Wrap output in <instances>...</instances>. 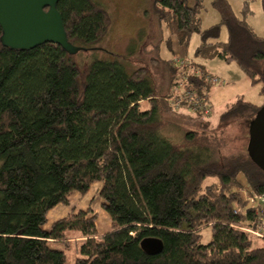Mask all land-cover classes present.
<instances>
[{"label": "trees", "instance_id": "obj_1", "mask_svg": "<svg viewBox=\"0 0 264 264\" xmlns=\"http://www.w3.org/2000/svg\"><path fill=\"white\" fill-rule=\"evenodd\" d=\"M242 1L240 18L226 0H212L220 22L205 30L204 0H154L152 8L170 49L186 47L197 33V57L234 61L264 95V36L245 22L252 0ZM56 9L75 53L55 43L14 49L0 28V264H67L70 251L73 264H264V239L253 245L240 229L256 226L255 209L233 192L246 185L264 194V172L247 154L219 158L191 129L182 141L170 136L169 63L155 47L148 50L150 68L100 47L111 17L97 0H59ZM152 71L164 72L163 85L156 86ZM262 106L237 98L220 125L251 121ZM94 185L109 231L98 233L90 208L49 221L51 210ZM145 240L160 248L146 253Z\"/></svg>", "mask_w": 264, "mask_h": 264}, {"label": "rangeland", "instance_id": "obj_2", "mask_svg": "<svg viewBox=\"0 0 264 264\" xmlns=\"http://www.w3.org/2000/svg\"><path fill=\"white\" fill-rule=\"evenodd\" d=\"M153 1L154 0H97V2L107 9L111 17L110 28L100 44V47L119 55L132 54L131 57H134V59H132V66L139 67L146 64V68H150V66L147 65L150 59L148 50H150L151 47V49L155 47L159 59L164 63H169V66L170 62L173 61L175 57H183L194 64L195 68L198 67L201 72L219 78L221 83L210 86L207 91L211 115L208 119V128H204L205 133L202 134L204 131L202 128L203 125L198 120L190 121L184 116V114L192 117L198 115L195 116L186 109L173 110L166 102L167 96L165 97V102L170 112L165 109V128H167L168 131L172 130L170 136L177 142L182 141V132L188 129L193 130L200 135V137L203 136L206 140H209L212 147L217 150L218 157L221 159L236 158L247 154L246 148L250 138L249 126L252 120L249 121L245 118L238 119L232 121L226 128H223L222 125H220V117L237 98L257 107L262 106L264 95L261 90V84H251L250 80L234 61H224L217 57H197L195 51L201 43L197 33L190 37L186 47L175 49L176 45L174 44L173 48L170 49L167 45L170 34L168 30L158 22L154 14V9L152 8ZM226 1L230 5L233 13L241 18V12L244 7L243 1ZM248 8L249 12L245 17V22L252 27L257 36L263 37L264 8L262 0L250 1L248 3ZM199 16L202 30L208 29L220 22L217 10L212 5V0H204ZM226 38L227 30L222 26L219 40L225 41ZM171 70L173 71V80L175 71L172 68ZM161 72H150L156 86L163 85L164 72ZM166 76L167 75H165V77ZM167 83L168 82L165 81V87ZM171 88L170 86V90ZM166 93L167 89L165 91V94ZM97 187L98 185H94L89 193L84 196L76 195L78 202L73 204L70 202V204L75 206L76 210H86L90 208L97 214L96 226L98 233L102 235L105 231L110 230V222L108 216L101 208L102 201L96 194ZM233 192L240 198L242 203L251 207L249 202H247V197L249 195L253 196L254 191L250 190L245 185L241 188H235ZM87 199L91 200V203H89L91 207L85 204ZM65 209L66 208L63 206H57V208L51 210L48 213L49 221L54 220L56 216H59V219L64 217L67 211V209L66 211ZM62 213L65 215L63 216ZM205 233H207L206 230ZM262 233L263 234L257 239H264V230H262ZM255 238L256 237L251 238L253 245H258L259 240ZM83 240L84 238L74 237L71 242ZM52 247H55V245H52ZM66 255L67 264H73L75 254L70 251L66 252Z\"/></svg>", "mask_w": 264, "mask_h": 264}, {"label": "water", "instance_id": "obj_3", "mask_svg": "<svg viewBox=\"0 0 264 264\" xmlns=\"http://www.w3.org/2000/svg\"><path fill=\"white\" fill-rule=\"evenodd\" d=\"M59 0H0V28L2 41L14 49H33L46 43L60 45L69 53L79 48L67 43L61 15L56 9ZM264 84V64L262 68ZM246 152L251 162L264 172V105L249 126ZM146 253L156 252L160 246L154 240L140 244Z\"/></svg>", "mask_w": 264, "mask_h": 264}, {"label": "built area", "instance_id": "obj_4", "mask_svg": "<svg viewBox=\"0 0 264 264\" xmlns=\"http://www.w3.org/2000/svg\"><path fill=\"white\" fill-rule=\"evenodd\" d=\"M170 66L175 71L171 84V90L166 98L168 105L173 110L186 109L194 115H198L202 120H208L211 115L210 102L208 99V88L217 85L220 79L210 76L200 71L197 67L183 57H175L170 62ZM198 79L204 83L197 88L191 81ZM251 208L255 209L257 215V224L255 227H240V229L250 237L259 238L264 230V194L255 193L247 197Z\"/></svg>", "mask_w": 264, "mask_h": 264}, {"label": "crops", "instance_id": "obj_5", "mask_svg": "<svg viewBox=\"0 0 264 264\" xmlns=\"http://www.w3.org/2000/svg\"><path fill=\"white\" fill-rule=\"evenodd\" d=\"M99 186V185H98ZM98 188V187H97ZM75 198V199H74ZM91 199V198H90ZM88 200L87 199V202H85V204L88 206L89 205V203H91L90 201L91 200ZM71 204H73V203H77L78 202V199H77V197H76V195H74L72 198H71ZM71 204H69V206L68 207H64V208H66L67 209V211H66V209H65V213H66V215L68 214V213H70V211H72V210H75L76 211V208H75V206H73V205H71ZM90 207H91V204L89 205ZM57 208V207H56ZM78 210V209H77ZM63 214V216L65 215L64 213H62ZM65 215V216H66ZM57 219H59V216H56V217H54V220H57ZM54 220H52V221H54Z\"/></svg>", "mask_w": 264, "mask_h": 264}, {"label": "bare ground", "instance_id": "obj_6", "mask_svg": "<svg viewBox=\"0 0 264 264\" xmlns=\"http://www.w3.org/2000/svg\"><path fill=\"white\" fill-rule=\"evenodd\" d=\"M263 64H264V62H263Z\"/></svg>", "mask_w": 264, "mask_h": 264}]
</instances>
